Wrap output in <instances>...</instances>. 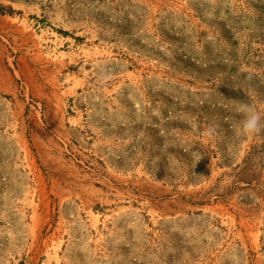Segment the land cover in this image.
Instances as JSON below:
<instances>
[{"label": "rangeland", "instance_id": "rangeland-1", "mask_svg": "<svg viewBox=\"0 0 264 264\" xmlns=\"http://www.w3.org/2000/svg\"><path fill=\"white\" fill-rule=\"evenodd\" d=\"M243 104L264 0H0V264H264Z\"/></svg>", "mask_w": 264, "mask_h": 264}, {"label": "clouds", "instance_id": "clouds-1", "mask_svg": "<svg viewBox=\"0 0 264 264\" xmlns=\"http://www.w3.org/2000/svg\"><path fill=\"white\" fill-rule=\"evenodd\" d=\"M240 110L246 115V119L242 122V127L240 129L244 134H255L264 128V122H262L264 118L261 117L254 106L243 104Z\"/></svg>", "mask_w": 264, "mask_h": 264}]
</instances>
